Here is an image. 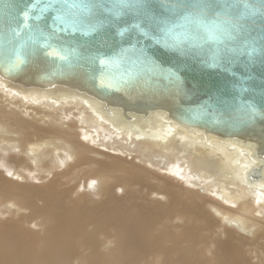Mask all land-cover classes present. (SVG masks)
I'll use <instances>...</instances> for the list:
<instances>
[{
    "label": "bare ground",
    "instance_id": "6f19581e",
    "mask_svg": "<svg viewBox=\"0 0 264 264\" xmlns=\"http://www.w3.org/2000/svg\"><path fill=\"white\" fill-rule=\"evenodd\" d=\"M73 263L264 264V156L0 77V264Z\"/></svg>",
    "mask_w": 264,
    "mask_h": 264
},
{
    "label": "water",
    "instance_id": "95a60500",
    "mask_svg": "<svg viewBox=\"0 0 264 264\" xmlns=\"http://www.w3.org/2000/svg\"><path fill=\"white\" fill-rule=\"evenodd\" d=\"M0 77L164 111L264 156V0H0Z\"/></svg>",
    "mask_w": 264,
    "mask_h": 264
},
{
    "label": "rangeland",
    "instance_id": "374dc122",
    "mask_svg": "<svg viewBox=\"0 0 264 264\" xmlns=\"http://www.w3.org/2000/svg\"><path fill=\"white\" fill-rule=\"evenodd\" d=\"M9 176H10V175H9ZM140 187L143 189V192H145V190L148 189V187L145 185V183H143ZM76 197H77V198H76ZM80 197H81V198H84V197H83L82 195H80V194H75V195H74V198H76V199H75V200H74V198H71V199H70V202H69V203H70V206H73V204H72L73 201H75V202H76V201H80V200H79ZM84 199H85V198H84ZM211 199H213V198H211ZM84 202H87V201H83L82 203H84ZM82 203H77V204L82 205ZM89 203H91V202H89ZM74 204H76V203H74ZM16 220H17V219H16ZM27 224H28V223L24 224V225H23V226H24L23 228H32V227L30 226V224H29V225H27ZM21 225H22V224H21ZM36 231H37V229H36ZM39 236L41 237V234H39ZM110 258H111V257H110ZM73 264H74V263H73Z\"/></svg>",
    "mask_w": 264,
    "mask_h": 264
}]
</instances>
